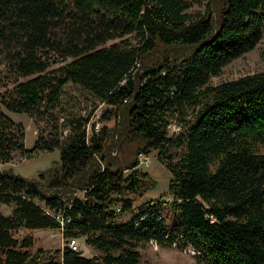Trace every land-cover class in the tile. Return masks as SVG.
Instances as JSON below:
<instances>
[{
	"label": "trees",
	"instance_id": "trees-1",
	"mask_svg": "<svg viewBox=\"0 0 264 264\" xmlns=\"http://www.w3.org/2000/svg\"><path fill=\"white\" fill-rule=\"evenodd\" d=\"M192 7L193 0H0V65L14 77L0 94V163L16 151L25 159L60 152L37 178L0 169V204L13 205L0 211V264H141L138 248L151 239L192 248L198 263L264 264V70L210 84L262 38L264 0ZM67 83L114 107L101 118L121 115V140L140 143L124 157L130 161L106 153V127L87 134L84 113L66 136L40 130L25 148L24 126L1 107L38 125ZM173 122L180 130L171 133ZM152 150L171 173L167 194L135 206V195L155 184L138 167ZM167 204L172 225L162 214ZM22 228L82 237L98 254L67 246L32 252L31 234L15 237Z\"/></svg>",
	"mask_w": 264,
	"mask_h": 264
},
{
	"label": "rangeland",
	"instance_id": "rangeland-1",
	"mask_svg": "<svg viewBox=\"0 0 264 264\" xmlns=\"http://www.w3.org/2000/svg\"><path fill=\"white\" fill-rule=\"evenodd\" d=\"M206 2L207 0H193L191 11H204ZM111 42L112 40H109L106 44H110ZM263 70L264 31L262 38L253 49L231 60L222 68L220 74L213 75L210 78V84L216 85L223 81L236 79L240 76ZM13 79L14 77L9 74L4 65H0V94H6L12 89L14 86ZM88 106L89 110H97V113L100 115V128L102 126L106 127V153L109 152L111 156L117 158L121 165L130 161L132 158L131 155H129L125 161H123L124 157L128 153L134 151L136 146L140 143H138L136 139H129L128 137L121 140L122 136L118 133L122 127L121 115H113L110 119L101 118L104 112L114 107L108 104L98 107V101H96L87 90L77 84L67 83L63 87L58 106L51 111V114L45 116V119L40 121L38 125H36L26 113L7 111L3 106L1 108L13 121L22 123L25 131L24 146L26 149H30L40 130L45 136H47L49 132H56L60 137L66 136V131H68L70 127V122L77 117L83 116ZM198 108L199 107H196L194 110L188 109L185 112L186 119H192ZM54 123H56L58 130L54 129ZM120 149H122V151H120ZM59 159L60 152L58 148L50 152H40L30 159L21 157L20 153L16 151L13 160L8 164L1 165L0 169L10 168L14 173L21 174L28 178H37L41 171L48 170L57 165ZM99 161H101V158ZM138 167L146 171L153 178L155 184L153 183L152 188L144 193L135 195L133 205L137 206L144 201L159 198L160 196L165 197L171 173L158 159L157 150H152L147 155H140ZM12 208L13 205L0 204V211L3 214H9ZM162 214L168 224L172 225L177 222L176 216L172 212L169 204L162 208ZM130 215L131 213L124 214L122 220L128 219ZM25 234H31L34 238V245L31 248L32 252L41 248L47 255H52L56 249H63L66 246V239L63 237L62 231L60 230L22 228L15 234V237L20 238ZM77 239L78 249H80L82 255L91 257L98 254L97 250L84 243V238L79 237ZM138 249L141 253V264H203L198 263L193 254L186 251L187 248L156 246L149 242H143Z\"/></svg>",
	"mask_w": 264,
	"mask_h": 264
},
{
	"label": "built area",
	"instance_id": "built-area-1",
	"mask_svg": "<svg viewBox=\"0 0 264 264\" xmlns=\"http://www.w3.org/2000/svg\"><path fill=\"white\" fill-rule=\"evenodd\" d=\"M105 104L106 103L103 101H98V107H102ZM84 114L85 115L90 114L89 121L85 125L87 134L89 135L92 131L98 132L100 130L101 123H100V115L97 113V110L95 111L89 110V106H88ZM169 130L171 131V133H174V132L179 131L180 127L176 123H171L169 125ZM57 218H58V215H57ZM59 222L61 223V225H63L64 220L62 218H59ZM149 243L155 244L156 246L158 245L157 242L153 239L149 240ZM66 246L73 251L78 250V239L75 237L68 238L66 240ZM186 251L192 253L193 255L195 253L194 250L190 247H187Z\"/></svg>",
	"mask_w": 264,
	"mask_h": 264
},
{
	"label": "crops",
	"instance_id": "crops-1",
	"mask_svg": "<svg viewBox=\"0 0 264 264\" xmlns=\"http://www.w3.org/2000/svg\"><path fill=\"white\" fill-rule=\"evenodd\" d=\"M7 164H8V163H7ZM1 165H5V164L0 163V166H1Z\"/></svg>",
	"mask_w": 264,
	"mask_h": 264
}]
</instances>
